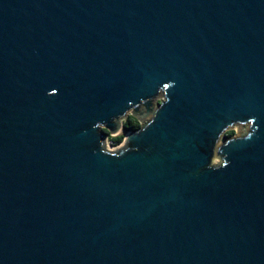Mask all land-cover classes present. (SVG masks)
Segmentation results:
<instances>
[{"label":"water","instance_id":"water-1","mask_svg":"<svg viewBox=\"0 0 264 264\" xmlns=\"http://www.w3.org/2000/svg\"><path fill=\"white\" fill-rule=\"evenodd\" d=\"M0 264H264V0H0Z\"/></svg>","mask_w":264,"mask_h":264},{"label":"trees","instance_id":"trees-1","mask_svg":"<svg viewBox=\"0 0 264 264\" xmlns=\"http://www.w3.org/2000/svg\"><path fill=\"white\" fill-rule=\"evenodd\" d=\"M140 125H141L140 120L136 116L134 115L128 116L125 122L123 123L124 132L135 131L138 128H140ZM234 134H235L234 131H229L226 137L232 138ZM124 135L125 133H123L122 135H118L116 137H110V141L115 145H119L123 142Z\"/></svg>","mask_w":264,"mask_h":264},{"label":"rangeland","instance_id":"rangeland-1","mask_svg":"<svg viewBox=\"0 0 264 264\" xmlns=\"http://www.w3.org/2000/svg\"><path fill=\"white\" fill-rule=\"evenodd\" d=\"M162 100H163V98H161V99H157L156 104L160 103ZM131 115H133L132 112H130V113L128 114V116H131ZM128 116H127V117H128ZM127 117L125 118V120L127 119ZM125 120L122 119L121 122L124 123ZM229 131H234L235 134H234L233 137H235V135H236V133H237V129H236V128H231ZM229 131H227V132L224 133L223 138H225V137L227 136V134H228ZM122 134H123V133H120L119 135H122ZM109 137H110V136H109ZM124 137H125V135H124ZM109 141H110V139H109ZM111 146H112V145H110V146H108V147L111 148ZM219 162H220V159H219V158L214 159V163L218 164Z\"/></svg>","mask_w":264,"mask_h":264},{"label":"built area","instance_id":"built-area-1","mask_svg":"<svg viewBox=\"0 0 264 264\" xmlns=\"http://www.w3.org/2000/svg\"><path fill=\"white\" fill-rule=\"evenodd\" d=\"M110 137H112V136H110ZM110 137L107 139V145H108V146L112 145L111 148H116V147H118L120 144H119V145H115V144H113L111 141H109Z\"/></svg>","mask_w":264,"mask_h":264}]
</instances>
